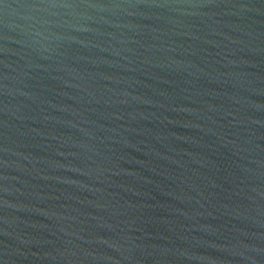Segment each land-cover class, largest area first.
<instances>
[{
    "label": "water",
    "instance_id": "1",
    "mask_svg": "<svg viewBox=\"0 0 264 264\" xmlns=\"http://www.w3.org/2000/svg\"><path fill=\"white\" fill-rule=\"evenodd\" d=\"M0 264H264V0H0Z\"/></svg>",
    "mask_w": 264,
    "mask_h": 264
}]
</instances>
